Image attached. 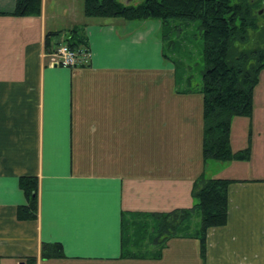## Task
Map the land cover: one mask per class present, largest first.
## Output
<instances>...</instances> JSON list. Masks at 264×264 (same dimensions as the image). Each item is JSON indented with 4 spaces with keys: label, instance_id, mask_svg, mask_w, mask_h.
Listing matches in <instances>:
<instances>
[{
    "label": "crops",
    "instance_id": "1",
    "mask_svg": "<svg viewBox=\"0 0 264 264\" xmlns=\"http://www.w3.org/2000/svg\"><path fill=\"white\" fill-rule=\"evenodd\" d=\"M14 5L0 0V12ZM76 25L87 63L50 64L48 52ZM158 25L86 17L83 0H41L37 16L0 14V264L31 256L35 264H264V169L238 164L264 152V139L251 141L264 133L254 89L251 116L235 120L245 143L231 120V148L250 145L249 160L220 162L208 176L236 181L227 189L226 224L207 229L205 258L198 239L180 237L157 259L120 257L121 213L191 207L192 181L211 165L195 155L199 128L192 129L193 108L183 106L191 93L170 91L173 66ZM54 31L61 33L47 43ZM25 175L38 178L35 220L16 218ZM42 242L61 243L65 257L40 259Z\"/></svg>",
    "mask_w": 264,
    "mask_h": 264
},
{
    "label": "trees",
    "instance_id": "2",
    "mask_svg": "<svg viewBox=\"0 0 264 264\" xmlns=\"http://www.w3.org/2000/svg\"><path fill=\"white\" fill-rule=\"evenodd\" d=\"M263 0H142L138 4H124L120 0H83L86 17L122 18L127 21L158 20L161 24V40L172 43L170 34L177 30L178 22H196L200 32L201 84L196 88L180 89L186 82L179 65H174V80L178 93L202 95V143L203 165L208 160L218 162L246 160L249 146L233 151L231 148V120L233 117H249L253 110V89L264 69V34L257 31L260 3ZM41 12V0H15L13 16H37ZM61 31L47 32L46 38ZM251 33L257 34L252 45ZM260 36V37H259ZM262 37V38H261ZM64 42L79 53L89 52L83 26H72ZM165 44V43H164ZM249 44V45H248ZM164 48V47H163ZM164 58L167 55L164 53ZM84 65V64H83ZM236 179L208 177L202 170L192 181L191 196L194 204L188 208L170 211L121 213L120 244L122 258H153L172 238H195L200 245L201 258H205L206 232L211 227L227 222V189ZM19 186L26 201L18 205V220H35L38 215V178L21 176ZM199 223L195 225L194 217ZM152 247L149 249V247ZM40 259L64 258L59 242H42ZM36 257L26 259L35 264Z\"/></svg>",
    "mask_w": 264,
    "mask_h": 264
},
{
    "label": "rangeland",
    "instance_id": "3",
    "mask_svg": "<svg viewBox=\"0 0 264 264\" xmlns=\"http://www.w3.org/2000/svg\"><path fill=\"white\" fill-rule=\"evenodd\" d=\"M120 1L126 2L127 0H120ZM140 1L142 0H131L129 3L138 4ZM260 4H261L260 13H259V18H258V24L260 28L257 31V34L263 35L264 34V0ZM158 23L160 22L158 21ZM196 24H197L196 22L181 23L179 21L178 27L176 28L177 30H174L175 31L174 34H170V40H172V43L167 42L166 44V42H164L165 44L164 43L162 44V56H163V50H164L165 51L164 53L167 55L165 59H167L173 66L172 72L169 71L170 72L169 76L172 77V80L168 84L171 87V89L169 88L170 91H172V89L174 88L177 91L175 80L173 81L174 79V65L173 64L179 65V71L182 70L183 78L185 77L190 78L189 84H187L186 82H183L178 86L180 89H187L190 87L196 88L198 85L201 84V70L203 68V62L201 59L200 50H201L202 39H201V35H200L199 30L197 29ZM158 28L159 30L157 31V33H158L159 38H161V24L158 25ZM257 34L251 33L252 39H254V40H251L252 45L255 43V39H257L258 37ZM186 94H189V93H186ZM254 105H255V108L257 107L264 108V69L261 71L259 80L254 87ZM183 106H189L193 108L192 115H191L194 120V122L192 123L193 124L192 129L195 128V132H197V128H199V142L198 144L195 145V155L197 154L201 158V140L200 139H201V131L203 130L202 95L200 93H191L189 95H184ZM235 120H237V117H235L233 121V126L235 125V127L233 128V131L235 135L237 132V134L240 136V138H237L238 141H242V143L243 142L245 143V136L242 137L243 131H241L243 130V128L239 129V126L236 125L238 123ZM257 125L258 124L256 123V126L254 128L256 130L259 128V127L257 128ZM257 138L258 137H256V135L253 138L251 137V141L253 142V144L254 143L257 144V142H262V139H264V133H261L260 138L258 139ZM247 141L248 139H246V145L248 144ZM237 145L240 146L241 142ZM248 146L250 148V145ZM258 146H261V149L259 150H263V143L259 144ZM235 147L237 146L234 143L233 148ZM258 158H259L258 160L250 159L249 163L244 162V164L243 163H238V164L242 166V168L248 167L250 170H254V171L260 170L261 171L264 169V152L262 153L259 152ZM247 160L249 159L242 160V161H247ZM209 161L211 162V165L207 166V169L205 171L206 176L212 175L213 170L216 171L218 166H223L221 165L223 163H220L218 161H214V160H209ZM194 222H195V225L199 223L198 215H195ZM150 248L152 247L150 246L149 249Z\"/></svg>",
    "mask_w": 264,
    "mask_h": 264
},
{
    "label": "built area",
    "instance_id": "4",
    "mask_svg": "<svg viewBox=\"0 0 264 264\" xmlns=\"http://www.w3.org/2000/svg\"><path fill=\"white\" fill-rule=\"evenodd\" d=\"M47 58L49 63L53 65L75 67L87 63L88 53H79L71 49L65 42H61L48 52Z\"/></svg>",
    "mask_w": 264,
    "mask_h": 264
}]
</instances>
